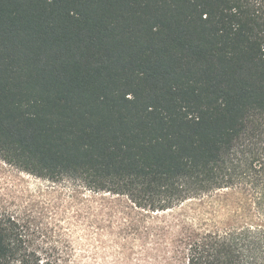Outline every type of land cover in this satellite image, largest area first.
Instances as JSON below:
<instances>
[{
	"label": "trees",
	"instance_id": "trees-1",
	"mask_svg": "<svg viewBox=\"0 0 264 264\" xmlns=\"http://www.w3.org/2000/svg\"><path fill=\"white\" fill-rule=\"evenodd\" d=\"M0 159L84 205L0 264H264V0H0Z\"/></svg>",
	"mask_w": 264,
	"mask_h": 264
},
{
	"label": "rangeland",
	"instance_id": "rangeland-1",
	"mask_svg": "<svg viewBox=\"0 0 264 264\" xmlns=\"http://www.w3.org/2000/svg\"><path fill=\"white\" fill-rule=\"evenodd\" d=\"M78 191L71 182L54 184L21 173L0 159V208L32 211L36 222L46 229L47 236L34 233L30 236L32 242L49 245L58 241L66 246L73 241L71 221L77 211L84 212Z\"/></svg>",
	"mask_w": 264,
	"mask_h": 264
}]
</instances>
